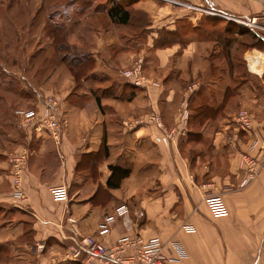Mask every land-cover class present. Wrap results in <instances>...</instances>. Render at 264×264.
<instances>
[{"label": "crops", "instance_id": "1", "mask_svg": "<svg viewBox=\"0 0 264 264\" xmlns=\"http://www.w3.org/2000/svg\"><path fill=\"white\" fill-rule=\"evenodd\" d=\"M130 5L128 25L93 8V39L81 46L93 54V75L73 80L62 66L61 75L45 76L37 101L31 84L19 93L29 95L23 108L67 120L60 142L37 121L26 127L11 112L0 117V210L13 218L0 222V264H84L66 258L71 246L102 239L104 219L122 206L129 212L117 217L110 243L140 234L179 244L185 258L171 264H264V169L244 187L238 169L243 154L255 153L252 140L264 139V82L249 80L243 60L248 48L264 49V0ZM138 55L146 87L122 75ZM48 93L63 96L58 108L46 103ZM241 110L253 114L251 134L239 130ZM151 115L162 126L150 124ZM24 150L27 202L12 196L11 161ZM110 165L131 169L119 189L107 186ZM58 185L68 188L66 201L52 197ZM207 192L222 194L227 217L212 214Z\"/></svg>", "mask_w": 264, "mask_h": 264}, {"label": "rangeland", "instance_id": "2", "mask_svg": "<svg viewBox=\"0 0 264 264\" xmlns=\"http://www.w3.org/2000/svg\"><path fill=\"white\" fill-rule=\"evenodd\" d=\"M102 1L0 0V117L7 116L11 112L13 118L21 119L20 112L28 109L34 110V106L23 108L29 95H19V93L31 91L29 86L31 84L35 88L34 98L37 101V98L44 96L42 88H38L40 83L45 79V76L50 81L58 73L61 75L59 68L62 66H66L71 76L73 75V80L76 79L81 73V69L61 62L63 56L67 55V50H64L61 54L55 53L54 50L52 51L53 56L47 55L51 47L54 48V40L49 35L52 26L48 22L50 19L55 18L56 23H65L67 25L68 44L74 46L71 52L77 51L87 58L92 57L91 52L81 48L82 43L86 45L88 39H93V11H86V9H93L95 4L102 3ZM117 1L130 4L134 0ZM135 20L136 22L139 21L137 14H135ZM89 43L91 45L93 40H90ZM141 59L145 65V58L138 55L133 59L130 67L123 71L122 75L124 76L125 72L132 71L135 64ZM45 68L46 70H44ZM91 75L93 74L87 76L86 73V75L78 77V81ZM97 79L105 80L103 75L97 76ZM89 81L93 82V77ZM6 89L11 90V93H6ZM58 95L63 98L61 94ZM60 97L56 93H48L44 98L48 105L58 108L56 106H60L62 102ZM9 107H12V109L10 110ZM50 113H53V111H46L45 116L39 117V119L42 120ZM148 122L157 126L163 124L162 118L158 115L149 116ZM14 124L13 121L10 126ZM9 131L10 128L7 129L8 134ZM9 213V210H0V222L13 219L10 218Z\"/></svg>", "mask_w": 264, "mask_h": 264}, {"label": "built area", "instance_id": "3", "mask_svg": "<svg viewBox=\"0 0 264 264\" xmlns=\"http://www.w3.org/2000/svg\"><path fill=\"white\" fill-rule=\"evenodd\" d=\"M193 2L196 0H187ZM249 80L258 84L264 82V49L251 47L243 54ZM127 81L137 87H142L150 83L149 78L144 73L143 60H139L132 71L125 72ZM155 84V83H154ZM58 107V106H56ZM21 118L25 121L26 127L29 123L37 121L38 125L47 129L51 137L60 142L68 129L67 120L55 112L48 114L42 120L39 119L37 112L33 109L20 112ZM187 114H185L184 124H186ZM237 123L240 132L251 134L254 129V117L248 110H241L237 115ZM250 151L254 154H243L238 162V169L245 172V179L242 182L244 187L250 180L257 178L264 169V139L257 138L252 140ZM29 152L24 150L16 155L11 161V175L13 177V198L26 202L28 196L24 190L23 177L26 172ZM55 201H66L69 196L66 185L54 186L50 189ZM206 202L210 211L215 217L223 218L229 215L222 194H206ZM129 212L127 206L119 207L115 215H110L104 219L101 225L100 236L82 237L77 245L71 246L66 255L68 260H82L84 264H171L181 262L184 256V249L179 244L169 246L160 237L145 238L144 236L128 235L114 237L110 243L106 237L114 235V224L117 217ZM170 249L171 253L167 250Z\"/></svg>", "mask_w": 264, "mask_h": 264}, {"label": "trees", "instance_id": "4", "mask_svg": "<svg viewBox=\"0 0 264 264\" xmlns=\"http://www.w3.org/2000/svg\"><path fill=\"white\" fill-rule=\"evenodd\" d=\"M105 1V0H103ZM137 0H134L135 2ZM105 6H97L96 9L106 12L111 21L116 25H128L132 21V11L129 4L118 2L117 0H107ZM96 5V4H95ZM93 6V8L95 7ZM86 11H93L92 8H87ZM48 24L52 26L50 31V37L54 40L55 53H62L67 50V55H64L61 62L65 65L73 66L74 68H80L81 73L76 77L86 75V71L93 68L92 57H86L79 52H71L74 46L68 44L67 38V25L65 23H56L55 18L49 20ZM66 46V47H65ZM258 46V45H257ZM260 48V47H259ZM111 174L107 181V186L112 189H119L125 179H127L132 173L131 169L110 165Z\"/></svg>", "mask_w": 264, "mask_h": 264}]
</instances>
